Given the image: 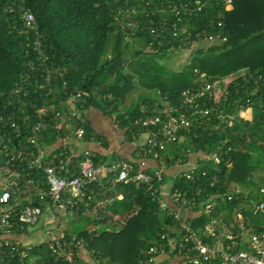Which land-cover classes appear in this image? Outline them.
Returning a JSON list of instances; mask_svg holds the SVG:
<instances>
[{"label":"trees","instance_id":"1","mask_svg":"<svg viewBox=\"0 0 264 264\" xmlns=\"http://www.w3.org/2000/svg\"><path fill=\"white\" fill-rule=\"evenodd\" d=\"M203 1L196 10L195 0H185L195 11L189 7L191 14L178 21L166 3L157 8L148 5L147 0H0V119L13 111L20 121L28 113L27 121L34 123L38 120L37 109L46 102L47 128L38 141L48 161L57 164L62 151L71 158L70 175L78 172L83 158V152L71 148L72 141L106 145V137L94 129L87 116L90 108L101 109L128 138L134 139L144 133L134 125L135 118L161 114L166 106L188 108L182 92L205 83L199 80L196 70L205 73L210 82L235 76L227 82L219 100L206 94L197 99L202 108L220 106L221 113L181 131L182 140L177 138L159 152L167 168L176 162H187L194 152H204L206 155L195 164L198 169L193 178L186 177L189 170L180 173L173 178L172 189H201L203 197L234 193L237 197L233 200L218 198L219 211L231 219L237 210L248 211L252 204L244 197L257 200L264 188V0H233L231 9L222 0ZM27 11L35 16L33 29L25 27L23 14ZM37 34L48 55L53 91L48 93L30 84L24 113L23 106L16 107L15 89L25 86L22 78L30 71L28 62L37 58L32 44ZM209 36L219 39L206 48L196 46ZM174 48L192 49V59L179 71L159 62ZM137 86L145 91L129 109L120 111V105L132 99ZM78 92L82 94L76 96L74 109L75 101L70 97ZM249 107L253 110L250 120L241 115ZM75 111L81 112V117L71 114ZM57 112L61 113L59 120L70 125L64 123L58 130L53 121ZM78 128L84 129L82 138L74 132ZM28 132L26 128L21 137L26 157L7 156L0 146V186L11 173L17 174V193L9 200L11 205L17 200L29 203L35 189H50L47 173L30 166L36 149L28 141ZM12 137L17 143V135ZM60 140L62 144L57 146ZM64 140L70 143L63 144ZM216 151L221 155L218 165L210 159ZM137 155L153 157L146 146ZM105 159L99 153L94 157L96 164ZM116 175L109 172L106 178L87 183L83 187L85 197L68 206L75 217L89 219L86 229L64 234L84 239L90 257L82 259L81 264H92L95 259H107L108 264H137L142 250L160 234L176 233V221L160 211L147 184L140 180L118 181ZM165 178L166 175L164 181ZM25 188L30 189L29 196L23 192ZM34 202L44 210L53 206L50 197ZM252 219L260 221L259 216ZM206 220L203 216L195 223L202 225ZM22 246L52 264L47 242Z\"/></svg>","mask_w":264,"mask_h":264},{"label":"built area","instance_id":"2","mask_svg":"<svg viewBox=\"0 0 264 264\" xmlns=\"http://www.w3.org/2000/svg\"><path fill=\"white\" fill-rule=\"evenodd\" d=\"M222 1L227 9L232 8L233 0ZM165 3L178 21H181L184 15L191 14L189 7L195 11L192 4L185 2V0H147L148 5H155L156 7ZM195 3L197 10L203 6L204 1L195 0ZM164 8L165 6L161 9ZM23 18L25 27L33 29L34 14L30 11L24 12ZM163 20V24H166L167 20L165 18ZM217 39L219 36H209L207 40L214 42ZM32 44L37 58L30 59L28 62L30 71L22 78V83H25V86H18L15 89L18 103L16 107L22 108L23 106L22 111L24 113H26L27 103L25 97L30 94V84L38 87V89L44 88L48 90V93L53 91L52 71L47 62L48 55L42 48L41 36L37 34L33 38ZM196 73L200 76L199 80L205 81V83L195 89L189 88L182 92L184 102L188 104L186 110L166 106L162 109L161 114L140 116L134 119V125L144 129V133L147 135L145 146L148 148V152L159 161L154 170L146 168L144 159L136 161L119 159L110 166L103 163L96 164L94 161L96 152L84 150L83 158L79 161L78 172L72 171L68 175V172L71 171V158L62 151L57 164L48 161V155L38 141L42 131L47 128L45 116L49 107L46 102L37 109L38 120L34 123L27 121V118H30L28 113H26L27 116L21 118L22 121L13 111L1 117L0 146L2 150L7 156L26 157L27 152L21 137L27 128L30 131L27 136L28 141L36 149L34 156L30 158V166L42 168L47 173L50 189L39 191L29 203L21 204L17 200L6 209L4 206L9 204L11 196L17 193L15 180L17 174L15 172L10 174L0 196V203L4 204L0 208V264H49L42 255H31V252L22 246L25 243L17 238L26 229L36 225L44 213L43 207L34 201L36 199L41 201L50 197L53 206L68 209V206L74 204L75 199L82 200L85 197L83 187L87 183L96 181L105 170L116 172L118 181L140 180L147 184L151 189L153 199L159 205L160 211L176 221V233L164 232L160 234L153 243L142 250V255L137 264H264V188L259 191L257 200L249 199L248 196L244 195L246 196L244 200H250L252 206L246 212L244 210L235 211L232 219L219 211L218 198L226 196L228 200H233L237 197L234 193L203 197L201 189L193 192L172 189L170 201L160 195L167 161L160 157L159 151L177 138L182 140L181 135H179L181 131L190 130L195 124H201L204 118L221 113L220 106L202 108L197 102V99L205 94L209 98L217 97L215 92L217 81H206L205 73H200L198 70ZM81 94L82 92L74 93L70 97L75 101L72 104L74 109L77 107L75 98ZM190 106H193L191 111L189 110ZM71 114L81 117L79 111ZM60 116L61 113L57 112L53 118L58 130L64 127V123L67 126L70 125L66 120L60 121ZM67 119H71V116ZM74 132L77 137L82 138L84 129L78 128ZM14 134L17 135V143L13 139L15 137H12ZM210 159L215 165H218L221 161V155L216 151L210 156ZM197 169L198 165L191 166L185 174L186 177L188 179L193 178V172ZM185 210H189L191 213L187 215ZM252 215L259 216L260 221L258 223L253 221ZM203 216L207 218L206 222L202 225H196V220ZM84 245V239L75 234L60 237L53 234L47 242V248L50 252L49 261L52 264H81L80 261L84 259L82 253V250L85 249ZM92 264L108 263L107 259H95L92 260Z\"/></svg>","mask_w":264,"mask_h":264},{"label":"crops","instance_id":"3","mask_svg":"<svg viewBox=\"0 0 264 264\" xmlns=\"http://www.w3.org/2000/svg\"><path fill=\"white\" fill-rule=\"evenodd\" d=\"M241 72H244V70H242ZM241 72H238L237 75L241 74ZM223 82H227V80L225 79L224 81H217L216 87L218 88V85H222ZM216 99L219 100L220 97H216ZM90 109H95V108H90ZM91 113H92V111H91ZM93 115L94 114H92V116ZM241 115L243 117L247 118L248 120L252 119V117H253L252 108H250V107L247 108L245 111H243L241 113ZM90 121L92 122L94 129L97 131L96 126L93 123V121L91 119H90ZM114 124L117 125L115 122H114ZM97 132L100 135L106 137V145H105V143H101L98 141H88V142L72 141L71 142V148L73 150L77 149L78 153H82L84 150H91V151L96 152L97 154L99 153L100 155L106 157V159L102 163L105 165H108V166L117 162V160H119V159H125V160H131V161L144 159L146 162V168H148L150 170H154L157 167V165L159 164V161L157 159H155L154 157H150V158L145 157L144 158V157L137 155V153L139 154V151H141L142 148L145 146V142H146V138H147V135L145 133L140 134L137 138L130 139L127 137V135L125 134V131L122 129L120 131L116 132V134L113 133L111 137L104 135L105 134L104 130H102V132H99V131H97ZM66 142L70 143V140H68V141L64 140L63 144ZM77 143L79 144L78 146H77ZM82 143L85 144V146H83ZM61 144H62V141L60 140V141H58L57 146L61 145ZM205 155L206 154L204 152H198V153L194 152V153L189 155L187 162L175 163L174 165L166 168L164 171L166 178H165L164 183L161 185V190H160L161 194L160 195L163 197H166L167 200L170 201V192L172 191L173 180H170L171 182L168 183L169 177L173 179L175 176H177L180 173H183L184 171L188 170L191 166L197 164L198 159L203 158ZM108 173L109 172H107L105 170L103 172V178H106ZM103 178H101V179H103ZM34 194H36V193H34ZM119 197L122 198V195H120ZM48 208H51V205H48L44 211H47ZM190 213H191V211L185 210V214L189 215ZM32 230L33 229L29 228L28 231H25L23 234L19 235L20 234L19 233V234H15V235H19V236H17L18 240H20L22 243H25V245H27V246L32 245V244H41L43 242H46L51 237V235H53L52 230L50 228H48V229H46V232H45L46 236L43 239V238L39 237L38 235L30 234V232H32ZM89 257H90V253L88 251L83 254V258L89 260Z\"/></svg>","mask_w":264,"mask_h":264},{"label":"rangeland","instance_id":"4","mask_svg":"<svg viewBox=\"0 0 264 264\" xmlns=\"http://www.w3.org/2000/svg\"><path fill=\"white\" fill-rule=\"evenodd\" d=\"M199 44L196 45L197 47H208L211 44H213V41L202 39L198 42ZM192 59V49H171L164 57L159 58L160 64H166L169 69L174 71H179L184 66V64L188 63ZM233 76L232 78H234ZM231 77H229L227 82H230L232 80ZM137 80V79H136ZM135 80V82H136ZM227 82H224L222 85H218V88L216 87L215 92L217 97H221L224 93L225 87ZM145 91L142 87H136L133 89L132 92V99L129 100L127 103H123L120 105L119 110L125 111L129 109L132 105V101H137L142 94V92ZM92 111V113H91ZM87 116L89 119L93 121V123L96 126L97 131L102 132L104 130L105 134L108 137H111L113 133L116 134V132L120 131L121 129L114 124V120L107 116L101 109H89L86 111ZM92 114H94L92 116ZM107 116V117H106ZM245 116V115H244ZM113 120V121H112ZM83 146L85 144L82 143ZM103 178V173H101L98 177L100 180ZM168 183L171 182L170 180H173L169 177ZM5 187V184L0 186V191L3 190ZM23 192L26 193V195H30V189L25 188L23 189ZM34 192L38 194L39 190L35 189ZM34 194V195H36ZM25 198H27L25 196ZM10 206V204H6L4 207L7 209ZM89 226V219L86 216L83 217H75L73 213L69 212L67 209L60 208L58 206H51V208H48L47 211H44L43 215L41 216V219L39 222L31 227L32 232L30 234L32 235H38L41 238H45L46 229L50 228L52 230V233L58 237L63 236L65 233H74L79 232L83 229H86ZM37 233V234H36ZM49 240V239H48ZM48 240L46 242H48ZM86 249L82 250V253L84 254Z\"/></svg>","mask_w":264,"mask_h":264}]
</instances>
